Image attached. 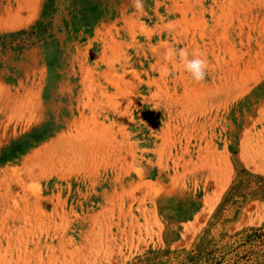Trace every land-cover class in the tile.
<instances>
[{
    "label": "rangeland",
    "instance_id": "1",
    "mask_svg": "<svg viewBox=\"0 0 264 264\" xmlns=\"http://www.w3.org/2000/svg\"><path fill=\"white\" fill-rule=\"evenodd\" d=\"M182 2L0 0V264H264V0Z\"/></svg>",
    "mask_w": 264,
    "mask_h": 264
},
{
    "label": "clouds",
    "instance_id": "2",
    "mask_svg": "<svg viewBox=\"0 0 264 264\" xmlns=\"http://www.w3.org/2000/svg\"><path fill=\"white\" fill-rule=\"evenodd\" d=\"M134 11L143 14L146 10V0H132ZM165 65L162 66L161 76L167 78L174 75L169 63L177 62L183 67V70L191 75L195 82H203L207 76L208 63L202 55L197 56L190 54L187 48L170 47L164 53Z\"/></svg>",
    "mask_w": 264,
    "mask_h": 264
},
{
    "label": "crops",
    "instance_id": "3",
    "mask_svg": "<svg viewBox=\"0 0 264 264\" xmlns=\"http://www.w3.org/2000/svg\"><path fill=\"white\" fill-rule=\"evenodd\" d=\"M182 6H183V2H182V0H178V12L180 11L181 13L180 14H178V23L179 24H181L182 22V11H183V8H182Z\"/></svg>",
    "mask_w": 264,
    "mask_h": 264
}]
</instances>
